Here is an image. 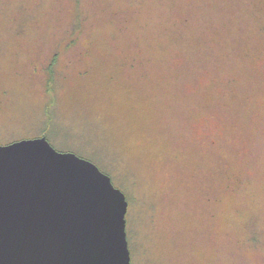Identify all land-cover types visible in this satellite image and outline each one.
Masks as SVG:
<instances>
[{
    "label": "rangeland",
    "instance_id": "374dc122",
    "mask_svg": "<svg viewBox=\"0 0 264 264\" xmlns=\"http://www.w3.org/2000/svg\"><path fill=\"white\" fill-rule=\"evenodd\" d=\"M43 133L125 192L131 264H264V0H0V144Z\"/></svg>",
    "mask_w": 264,
    "mask_h": 264
},
{
    "label": "water",
    "instance_id": "95a60500",
    "mask_svg": "<svg viewBox=\"0 0 264 264\" xmlns=\"http://www.w3.org/2000/svg\"><path fill=\"white\" fill-rule=\"evenodd\" d=\"M129 202L46 135L0 144V264H131Z\"/></svg>",
    "mask_w": 264,
    "mask_h": 264
},
{
    "label": "trees",
    "instance_id": "16d2710c",
    "mask_svg": "<svg viewBox=\"0 0 264 264\" xmlns=\"http://www.w3.org/2000/svg\"><path fill=\"white\" fill-rule=\"evenodd\" d=\"M43 135H46V133H43ZM47 136V135H46Z\"/></svg>",
    "mask_w": 264,
    "mask_h": 264
}]
</instances>
